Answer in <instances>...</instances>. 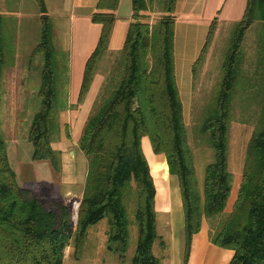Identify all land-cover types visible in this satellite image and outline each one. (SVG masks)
I'll list each match as a JSON object with an SVG mask.
<instances>
[{"label": "trees", "instance_id": "1", "mask_svg": "<svg viewBox=\"0 0 264 264\" xmlns=\"http://www.w3.org/2000/svg\"><path fill=\"white\" fill-rule=\"evenodd\" d=\"M36 2L41 13V39L34 52L44 53L46 61L39 90L41 104L28 139L33 146L32 160L49 161L59 172V151L52 145L57 129L52 22L45 0ZM119 2L99 0L92 14V21L101 24L102 30L85 65L80 98L88 91L97 64L108 49ZM147 6L146 0H133L136 20L130 24L122 48L117 85L89 117L79 140L88 169L76 223L69 204L47 207L35 190L19 184L6 141L0 138V264H63L70 243L79 257L90 227L104 218H108L107 244L113 251L125 256L129 227L136 225L138 239L130 264H163L154 253L159 238L156 185L142 145L144 136L149 137L154 153L165 154L170 174L179 180L185 217L184 264H189L193 237L200 232L203 219L224 214L228 217L210 232L211 242L234 250L229 264H264V127L250 140L233 209L226 211L232 191L227 171L230 104L242 65L241 43L246 31L256 20L262 21L264 29V0H247L231 36L222 88L215 109L202 126L215 152L214 161L206 166L202 190L176 79V0H165V16L156 25L142 20ZM2 24L0 16V77L5 49ZM212 28L213 24L210 32ZM260 49L264 61V39Z\"/></svg>", "mask_w": 264, "mask_h": 264}, {"label": "rangeland", "instance_id": "2", "mask_svg": "<svg viewBox=\"0 0 264 264\" xmlns=\"http://www.w3.org/2000/svg\"><path fill=\"white\" fill-rule=\"evenodd\" d=\"M78 1L81 2L73 0L75 4ZM146 1L148 9L144 19L151 25H156L165 16V0ZM85 2L86 0H83V3ZM52 7V11L56 12L55 7ZM129 8L130 0H123L121 14H125ZM3 9L15 14H1ZM19 12L38 14L40 9L36 0H7L6 7L0 9L5 45L0 77V138L4 139L6 144L10 142L9 160L19 184L35 190L47 207L57 203L69 204L72 219L76 223V212L79 211L88 169L87 158L80 149L79 140L89 117L100 109L117 85L122 50L107 52L100 58L97 69L104 76V81L93 97V104L84 100L88 98L85 97L86 93L82 98L79 93L77 101L74 90L82 76L84 52L77 37L74 40L72 37V41L67 42L56 38V30L64 29V21L74 26L73 18L65 16L64 7H59V14L53 15L51 45L56 76L57 101L54 121L57 129L53 133L52 145L59 151L61 170L50 174V166L47 168L44 161L32 160L33 146L28 139L33 116L41 104L39 90L46 61L44 53L34 52L41 39V20L35 17L21 18L17 15ZM78 25L80 30H83L84 26L76 23V27ZM234 27L235 25H223L218 28L214 23L194 68L193 92L183 97L187 139L194 157L200 189L203 186L206 166L215 159L209 133L204 132L202 126L215 109L222 88L223 63ZM263 39L262 21L256 20L246 31L241 43L242 65L231 99L227 137V171L231 180L235 179L239 167L242 165L245 168L248 162L249 144L253 134L264 127V61L260 49ZM84 108H87L85 112ZM80 114L83 115L80 122L75 121ZM30 163H39L42 167L43 177L39 178V182L32 181L33 165ZM151 164L158 184L160 180L165 182L168 177L166 165ZM173 183H178V178L173 180ZM129 217L133 219V214L130 213ZM227 217L228 214L218 215L208 219V223L212 228H216L218 222ZM107 230L108 218L90 227L82 253L77 257L73 244L70 243L65 249L63 264H130L137 245V226L129 227V245L124 257L110 249L107 244ZM156 250L159 251V245Z\"/></svg>", "mask_w": 264, "mask_h": 264}, {"label": "crops", "instance_id": "3", "mask_svg": "<svg viewBox=\"0 0 264 264\" xmlns=\"http://www.w3.org/2000/svg\"><path fill=\"white\" fill-rule=\"evenodd\" d=\"M6 1L7 0H0V9L6 7ZM98 1L99 0H86V2L83 3V0H81V2L78 1V3L76 2L75 4L73 0H45L47 11L51 19L54 14H59V7H64L66 11L65 16L69 15L73 18L72 21H74V26H72L70 22L64 21V29L56 30V38L67 42L70 40L72 41V37L73 40L77 37L76 39L80 42V47L84 52L81 71L82 76L81 79H78V83L74 90V96L77 101L86 62L96 48L102 30L101 24L92 21V14L96 10ZM122 2L123 0H120L118 8L115 11L116 20L105 54L107 52L122 50L129 26L136 20L133 16V0H130L131 8H129L125 14H121ZM52 6L55 7L56 12L52 11V9H54ZM246 6L247 0H176V6L173 12L175 18L174 56L176 79L183 102L184 113L185 102L183 97L191 95L193 92L194 68L204 50L212 24L214 25L215 23L218 28H221L223 25H235L242 19ZM3 10L1 14H15L6 9ZM17 15L21 18L35 17L40 21L41 13L31 14L19 12ZM142 20L149 22L146 19ZM76 23H81L84 26L83 30H80L79 25L76 27ZM36 32L37 30L35 33ZM202 70L204 71L205 67H203ZM103 81L104 76L96 69L90 87L85 95V97H88L84 99L87 103L93 104V97L96 96ZM183 88L185 91H183ZM86 109L84 108L83 112H85ZM82 117L83 115L80 114V116L76 117L75 121L80 122ZM72 121L73 119L71 117L70 122L72 123ZM142 145L149 161L151 171V163L165 164L168 176L165 182L160 180L159 184L154 178L156 185L157 230L159 235V238L154 244V253L161 258L163 264H184V208L179 180L178 183H173V180H176L178 177L170 174L165 154L154 153L148 136L142 138ZM10 147V142H7L9 158ZM16 150L18 151L17 147ZM44 162L47 168L50 166V174H53L52 172L55 170L52 169L48 161ZM30 164L33 165L32 173L34 178L32 181L39 182V178L43 177L41 172L42 167L38 165L39 163ZM243 172L244 167L241 165L237 170L235 179L231 180L229 175L232 191L226 209L228 213L233 209ZM152 175L154 177L153 171ZM202 189L203 186L201 187V190ZM208 219L210 218L203 219L200 232L193 237L189 264H229L234 255V250L221 248L211 242L210 232L212 227L208 223ZM157 245H159V251L156 250Z\"/></svg>", "mask_w": 264, "mask_h": 264}, {"label": "water", "instance_id": "4", "mask_svg": "<svg viewBox=\"0 0 264 264\" xmlns=\"http://www.w3.org/2000/svg\"><path fill=\"white\" fill-rule=\"evenodd\" d=\"M77 213V216H78V211L76 212ZM110 247V249H111V246H109Z\"/></svg>", "mask_w": 264, "mask_h": 264}, {"label": "built area", "instance_id": "5", "mask_svg": "<svg viewBox=\"0 0 264 264\" xmlns=\"http://www.w3.org/2000/svg\"><path fill=\"white\" fill-rule=\"evenodd\" d=\"M77 208V206H75V209ZM76 211V210H75Z\"/></svg>", "mask_w": 264, "mask_h": 264}]
</instances>
